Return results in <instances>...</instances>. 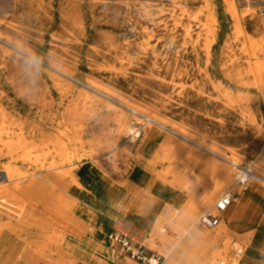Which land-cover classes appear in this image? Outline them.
Here are the masks:
<instances>
[{"label": "rangeland", "instance_id": "374dc122", "mask_svg": "<svg viewBox=\"0 0 264 264\" xmlns=\"http://www.w3.org/2000/svg\"><path fill=\"white\" fill-rule=\"evenodd\" d=\"M258 22L264 24V0H0V105L23 120L48 122L45 134L27 132L28 142L40 143L72 122L78 138L74 147L79 154L90 155L76 168L80 189L63 176L69 164L60 163L61 170L44 168L53 158L60 161L46 147L22 162L13 159L0 141V167L11 165L40 175L28 182L60 175L58 192L66 207L77 205L71 214L79 224L92 215L98 201L114 210L127 208L120 213L123 227L109 219L104 228L102 216L96 214L88 224L94 236L104 232L116 257L113 264H149L113 243L108 238L113 231L145 244L149 256L156 253L169 264L172 244L189 232L171 225L189 203L185 186L199 185L200 171L207 170L198 162L200 157L217 164L216 177L233 169L227 190L234 186L238 171L229 161L239 157L256 173L264 170V83L257 75V68L264 66V28L260 30ZM10 57L21 65L20 75L29 88L26 100L17 96L14 88L19 84L10 79L5 65ZM128 107L145 110L151 120ZM122 112H129L133 120L136 141L130 130L116 133L114 118ZM102 130L111 136L100 138ZM149 135L154 152L162 157L181 154L174 164L177 178L164 174L172 167L168 162L135 156L134 147L140 148ZM9 138L3 135V140ZM98 154L99 160L93 161ZM0 177V191L11 186L5 174ZM255 187L264 189L262 184ZM131 211L144 213V223L132 219ZM207 213H215L214 204L198 219ZM159 220H164L170 243L155 247L148 241L147 224ZM64 228L72 232L70 225ZM1 235L0 263L24 264L27 243L7 231ZM233 242L241 244L240 237L230 241L231 251ZM243 248L246 254L238 264H261L259 254L251 256L249 242ZM200 251L196 247L191 257L176 263L200 264Z\"/></svg>", "mask_w": 264, "mask_h": 264}, {"label": "bare ground", "instance_id": "6f19581e", "mask_svg": "<svg viewBox=\"0 0 264 264\" xmlns=\"http://www.w3.org/2000/svg\"><path fill=\"white\" fill-rule=\"evenodd\" d=\"M257 21H259V19H257ZM257 25L260 30L264 28V24L262 22H258ZM239 30L240 32L243 31L242 27ZM193 44L196 46L197 43L195 42ZM5 65L9 70V75L12 82L19 84L14 88L16 90L17 96H19V98L21 97L23 100H26L29 94V88L24 83L23 76L20 75L21 65L16 61L13 62L11 57ZM64 75H66V73ZM257 75L260 81L264 83V66H259L257 68ZM124 106L127 107L126 105ZM128 109L131 110L129 107ZM132 111L141 116H145V110H141L140 108L134 110L132 109L131 112ZM18 113L20 112L18 111ZM113 113L115 116L116 112L114 111ZM127 113L129 112H122L117 119L114 118V121L117 123L116 133L130 130V133L132 132V135H135L133 139L135 140L139 138V134H137V132L134 131V128L131 126V122H133V120L131 121V118ZM145 117L148 120H151L149 116ZM48 120L52 121L53 119L50 118ZM45 124H48V122L46 121ZM45 124L34 122L30 119L23 120L18 116H13V114H10L4 106L0 105V141L2 142L3 147L7 150V153L11 155V157L16 161L25 162L32 159L31 156H34L35 150L37 151V149L40 147H46L50 150L48 153L55 154V157L60 158V161H57L55 158H53L54 160L50 162L48 166L45 165L44 168L61 170V168L58 167L60 163L69 164L67 167L69 169L63 173V176L71 180L74 188L80 189V178L76 174V168L79 164L83 163L88 157H90V155L79 154L76 147H74L77 146L76 144L78 142L75 126L72 125L71 122V125L66 129H59V133L57 134L48 133L49 135L46 136L47 138L43 139L40 143L37 141L28 142L25 139V134L27 132H40L45 134ZM172 132L183 137L181 133L177 131L172 130ZM3 135H8L12 138H9V140H3ZM110 136V132L102 130L100 138ZM148 137L149 138L145 139L144 144L140 148H137V146L134 147L136 151L135 156L141 160H147L150 158L156 163L168 162V164H170L172 167L169 170H166L164 174H172L175 178H177V168L174 167V164L180 158L181 154L172 153L162 157L159 153L154 152L155 149L153 146L154 141L152 140V136L149 135ZM79 142L82 141L79 140ZM112 143L114 144L113 140ZM99 154L97 156L91 155L93 157L92 160H99ZM131 156L133 158V155ZM219 157H221L222 160H227L225 155H219ZM38 158L39 157L37 156L36 160ZM140 162L141 163L138 164L141 165L142 161ZM198 162L204 167H207V170L200 171V176L198 179L199 185L189 183L185 186V190L190 197L189 203H187L188 205L184 207L183 214L178 218V220H174L173 223H171L173 230H175L177 226H181L183 228L189 229V232L183 237H179L180 241L172 244L173 246L171 247L167 258H169V264H177L176 261L182 257L185 259L191 257L190 251L198 247L201 250L198 256V261L201 262L200 264H203L202 261L207 262L206 264H231V262L234 260V257L232 256L230 241L234 237L238 239L240 237L241 244L245 245L249 241L248 238L240 235L238 232L233 231L230 228H225L222 224L213 228L214 231L212 232H209V230L205 231L204 229H206V227L201 224L198 217L206 209L212 207L213 204L215 206L216 203L214 202L222 192H225L223 195L226 194L232 197L233 205H241L245 197L246 189H242L241 186L234 184L232 188L227 190V188L231 186L229 183L231 182L232 176L234 174L233 169L228 168L220 172L218 177H216L215 174L217 164L215 162H211L210 160L201 157L198 159ZM229 162L231 167L234 169L239 170V168L244 167L242 165L243 159H240L239 157ZM254 172L256 173L255 170ZM0 173L5 174L6 182L12 181L9 183L11 186H2L0 191V235L7 231L20 237L27 243L28 248L25 252L23 251L24 254L22 256L24 264L114 263L116 257L112 249L105 243L106 241L105 235L103 234L104 232L102 234L99 233L100 235L97 233V235L94 236V231H92L88 224L93 221L95 216L94 214H96L97 216H102V226L105 225L110 219L118 223L119 226L123 227L121 224L120 213L125 211L127 208H119V210H114L106 207L102 201H98L94 207V212L91 213L92 215H87L83 221L81 220L80 225L75 220L73 213L71 214V211L77 207V205L72 203L69 207H66L62 202L63 198L58 192V188H61L62 185L59 178L60 175L49 176L48 178L46 177L44 179L40 178L41 180L38 178H31L32 180L28 182L27 179L30 177H39L40 175L35 174L34 172L33 173L35 175H29L28 173L14 168L11 165L0 167ZM256 174L258 178L251 179L246 184L247 186L260 184L264 185V170L258 171ZM0 179L3 178L0 177ZM166 183L175 187V185L173 183L171 184L169 181H166ZM102 191L105 195V190L103 189ZM153 203L154 202L152 200L150 208L152 205H154ZM230 207L227 209V211L220 214L221 218L223 215H227V219L224 222V224L227 225L232 224L235 220V216L230 214V211L232 210V207ZM77 210L79 211L80 209L78 208ZM131 212L133 213L131 217L132 219H136L137 223H144V213L139 211ZM61 220L65 226L70 225L72 232L76 231L77 235L64 228L65 226L61 228ZM128 226H130V224H127L125 228H128ZM103 227L105 228V226ZM147 227H150L149 231H146V233H149L151 236V239L148 240L150 244L157 247V245L161 243H170L165 236L166 230L164 226V220H159L154 225L147 224ZM133 234L137 235L136 231H133ZM241 244L239 245L243 247Z\"/></svg>", "mask_w": 264, "mask_h": 264}, {"label": "built area", "instance_id": "2783aa9c", "mask_svg": "<svg viewBox=\"0 0 264 264\" xmlns=\"http://www.w3.org/2000/svg\"><path fill=\"white\" fill-rule=\"evenodd\" d=\"M258 178L257 174L254 172L251 166H244L239 168L237 175L235 177L234 183L239 186L246 185L251 179ZM232 204V197L229 195L221 196L215 204V213H207L201 217V224L208 228L213 229L220 224L221 213L227 211V209ZM108 238L115 244L119 245L125 253L131 256L133 259H136L139 262L149 263V264H163V257L153 253L149 256L146 253L145 244H136L133 240L126 234L113 231L108 234ZM232 256L234 260L231 264H237L240 260L243 259L246 254V249L240 246L238 243H232Z\"/></svg>", "mask_w": 264, "mask_h": 264}, {"label": "crops", "instance_id": "0c3cea01", "mask_svg": "<svg viewBox=\"0 0 264 264\" xmlns=\"http://www.w3.org/2000/svg\"><path fill=\"white\" fill-rule=\"evenodd\" d=\"M255 186L250 185L246 188L245 197L241 205H231L230 214L235 216L233 223L224 224L227 219L225 214L222 216L220 224L247 237L251 256L259 254L261 257L260 262L264 264V189ZM2 237L3 235H0V242ZM251 261L254 262L253 258H251Z\"/></svg>", "mask_w": 264, "mask_h": 264}]
</instances>
